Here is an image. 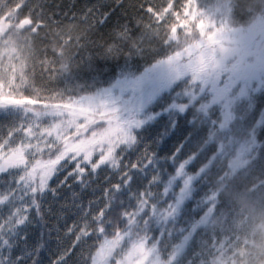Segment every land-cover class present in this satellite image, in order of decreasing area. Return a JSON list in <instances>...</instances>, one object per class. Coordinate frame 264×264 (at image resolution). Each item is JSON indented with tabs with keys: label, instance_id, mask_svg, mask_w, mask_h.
<instances>
[{
	"label": "trees",
	"instance_id": "16d2710c",
	"mask_svg": "<svg viewBox=\"0 0 264 264\" xmlns=\"http://www.w3.org/2000/svg\"><path fill=\"white\" fill-rule=\"evenodd\" d=\"M100 3L111 4L115 11L108 26L98 28V16L91 19L82 13L92 6L99 8ZM37 5H43L37 12L44 16L34 12L29 17V8ZM141 5L168 10L157 20L144 15ZM174 12L180 13L184 28L178 25L176 30L171 29L177 22ZM138 13L142 17L139 26ZM22 21H28L29 26L20 29L18 25ZM257 23L264 29V0H123L122 7H117L114 0H0V25L6 26L4 33L0 31V105L8 108L0 111V138L15 143L25 137L28 129L31 134H38L27 123L33 113L65 110L110 87L122 75H140L165 55L174 54L163 43L165 40L173 41L171 48L176 50L191 49L179 61L184 74L174 85L177 92L195 97H181L187 100L189 113L176 117V134L172 135L169 129L171 138L164 137L163 142L158 133H163L168 124V114L160 116L146 133L144 142L135 151L126 153L123 161L135 163L147 148L163 163L169 156L168 150H174L182 142L181 133L190 131L184 119L187 115L194 123L187 155H198L186 171L196 177L198 183H193L200 195L194 192L182 208L192 211L196 201L202 199L212 208V214L207 224L196 228L179 259L183 264L190 261L191 264H264V129H257L253 136L247 125L256 108L264 112V66L247 67L244 48L237 47L247 44L250 37L239 36L240 42L235 40L240 35L237 33ZM118 24L129 25L133 31L126 39L116 41L109 51ZM210 36H216V40L209 42ZM201 41L205 44L202 51L196 48ZM254 51L257 52L248 55V61L255 60L263 49ZM216 60L219 67L213 63ZM210 70L219 72L221 80L238 78L239 84L246 85L244 95L240 94V87L232 90L236 119L227 133L208 122L219 115V105L211 108L207 116L200 107L210 102L211 97L200 94L198 76ZM168 99L170 94L164 93L151 110L162 111ZM256 118L259 119V111ZM213 132L215 135L210 138ZM226 137L232 143L221 152L219 144H227ZM165 168L168 174L174 171L170 161ZM63 175L60 173V178ZM0 177L6 178L4 174ZM109 180L116 182L119 176L111 170L101 171L89 188L81 190L76 185L73 188L86 205L90 200L103 199ZM50 183L55 186V179ZM141 183L146 186L147 179ZM159 191H163L162 186ZM61 193V198L51 204L53 209H60L62 204L71 205V191L62 188ZM44 208V220L35 218L27 235L35 240L44 233L45 249L50 250L42 249L39 259L42 264H49L57 247L68 242L61 239L65 236V221L71 227L75 216L73 210H67L57 224L54 215H47L49 205L45 204ZM181 215L179 225L189 227L188 217L183 212ZM200 215L203 213L198 210L193 212L192 220H198ZM52 225L59 227V234L51 231ZM179 236L177 233L169 247L162 250L161 259L171 251V244L180 242ZM96 247L98 242L89 240L83 249L84 258L87 259L89 252L95 255Z\"/></svg>",
	"mask_w": 264,
	"mask_h": 264
},
{
	"label": "snow or ice",
	"instance_id": "6c2138e0",
	"mask_svg": "<svg viewBox=\"0 0 264 264\" xmlns=\"http://www.w3.org/2000/svg\"><path fill=\"white\" fill-rule=\"evenodd\" d=\"M114 2L117 7L123 6V0ZM40 7L43 5L30 7L27 15L31 17L35 12L43 17L37 12ZM141 9L144 15L157 20L168 10L144 5ZM114 11L111 4L100 3L99 8L89 7L82 15L91 19L98 16L96 26L99 28L108 26ZM184 12L187 15L186 7ZM174 14L177 22L171 25V29L176 30L178 25L184 28L180 13ZM141 19L138 13L137 26ZM116 27L119 30L114 31L115 38L109 44V51L116 46V41L126 39L133 31L126 24ZM208 39L209 42L215 41L216 36ZM163 43L174 54L165 55L140 75H122L110 87L101 89L98 95L103 103L69 112L67 127L57 126L55 131L35 135L28 129L25 137L15 143L0 138V174L6 176L0 177L3 183L0 188V264H42L39 257L47 243L44 233L41 232L35 240L27 233L35 218L44 220L45 204L49 205L47 215H54L57 224L67 210H73L75 216L71 227L65 221V236L61 239L68 242L57 247L49 264H183L179 259L182 250L196 228L207 224L212 214V208L202 199L196 201V208L192 211L182 208L185 201L193 198L194 192L200 195L193 183L196 177L186 171L198 155H187L193 121L184 115L190 131L181 133L182 142L174 150H168L169 156L163 163L147 148L135 163L123 161L126 153L135 151L136 146L144 142L153 122L165 113L168 114V124L163 133H158L159 137L163 142L164 137H169V129L175 135L178 127L176 117L189 113L188 102L181 97L195 99L191 93L177 92L174 86L184 74L179 61L191 49L171 48L173 41L170 40ZM196 48L202 51L204 42H199ZM213 63L219 67L218 60ZM198 80L200 94L211 97L210 102L201 104V110L207 116L211 108L219 105V115L208 122L220 132L227 133L236 119L232 109V90L240 87V94L244 95L246 85L239 84L238 78L221 80L220 73L211 70L199 75ZM164 93L170 94V99L164 102L166 106L162 111L151 110ZM257 111L259 119L256 118ZM247 125L255 136L257 129H264V112L256 108ZM214 135L211 133L210 138ZM226 139L227 144H219L221 152L231 146V139ZM169 161L174 170L171 174L166 173L165 168ZM108 170L119 176V180H109L110 186L104 190L103 199L90 200L85 205L73 185L81 190L87 189L98 179L101 171L107 173ZM60 173H64L63 178H60ZM54 179L55 186H52L50 182ZM145 179L147 185L143 186L141 182ZM133 185H136L135 191ZM161 186L162 192L159 191ZM62 188L71 191L72 203L53 209L51 204L61 198ZM174 188H178V192L173 191ZM197 210L203 215L193 221V212ZM182 212L188 217L187 228L178 223L183 219ZM51 231L59 234L60 229L52 225ZM153 232L158 235H153ZM177 233L180 234V242L171 244V251L161 259L162 250L169 247ZM92 239L98 242V247L95 255L89 252L85 259L83 249Z\"/></svg>",
	"mask_w": 264,
	"mask_h": 264
},
{
	"label": "rangeland",
	"instance_id": "374dc122",
	"mask_svg": "<svg viewBox=\"0 0 264 264\" xmlns=\"http://www.w3.org/2000/svg\"><path fill=\"white\" fill-rule=\"evenodd\" d=\"M27 22V21H26ZM30 24V23H29ZM29 26V25H28ZM263 25L261 23H257L254 27L245 28L242 31H240L237 34L238 35L235 40L239 38V36L243 37H250V40L247 44L243 45L242 47L237 46L241 50L243 49V55L246 57L247 60V67H257L258 65L264 66V29L261 28ZM242 39V40H243ZM240 42V40H237ZM256 48H262L263 51L260 55L257 54V57L253 61L250 60L249 57L256 53L257 51H254ZM250 55V56H248ZM101 103H103L100 95L98 93L91 95L90 97H87L85 99H82L78 101L77 103L69 106L67 109L58 111H47L46 113L37 112L33 113L29 116L27 123L30 124L33 130H38V134L52 130L55 131L57 126L67 127L68 126V119L70 117L68 116L69 112H76L80 107H87L90 104L93 106H99ZM8 110L7 105H0V111H6ZM25 113V112H24ZM237 165V164H236Z\"/></svg>",
	"mask_w": 264,
	"mask_h": 264
},
{
	"label": "water",
	"instance_id": "95a60500",
	"mask_svg": "<svg viewBox=\"0 0 264 264\" xmlns=\"http://www.w3.org/2000/svg\"><path fill=\"white\" fill-rule=\"evenodd\" d=\"M28 25H29V22L27 21H22L19 25H18V27L20 28V29H25V28H27L28 27ZM0 31H1V33H4L5 31H6V28L1 24L0 25Z\"/></svg>",
	"mask_w": 264,
	"mask_h": 264
},
{
	"label": "bare ground",
	"instance_id": "6f19581e",
	"mask_svg": "<svg viewBox=\"0 0 264 264\" xmlns=\"http://www.w3.org/2000/svg\"><path fill=\"white\" fill-rule=\"evenodd\" d=\"M3 25V24H2ZM4 27H6L5 25H3Z\"/></svg>",
	"mask_w": 264,
	"mask_h": 264
}]
</instances>
